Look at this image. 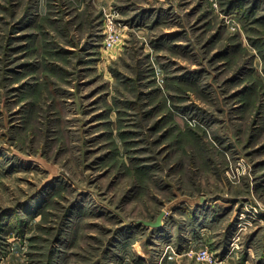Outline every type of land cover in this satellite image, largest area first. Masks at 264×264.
Returning a JSON list of instances; mask_svg holds the SVG:
<instances>
[{
  "label": "rangeland",
  "instance_id": "obj_1",
  "mask_svg": "<svg viewBox=\"0 0 264 264\" xmlns=\"http://www.w3.org/2000/svg\"><path fill=\"white\" fill-rule=\"evenodd\" d=\"M200 248L264 264V0H0V264Z\"/></svg>",
  "mask_w": 264,
  "mask_h": 264
},
{
  "label": "built area",
  "instance_id": "obj_2",
  "mask_svg": "<svg viewBox=\"0 0 264 264\" xmlns=\"http://www.w3.org/2000/svg\"><path fill=\"white\" fill-rule=\"evenodd\" d=\"M197 255L200 259L209 262L210 264H217V259H212V256L208 254L206 248H200Z\"/></svg>",
  "mask_w": 264,
  "mask_h": 264
},
{
  "label": "water",
  "instance_id": "obj_3",
  "mask_svg": "<svg viewBox=\"0 0 264 264\" xmlns=\"http://www.w3.org/2000/svg\"><path fill=\"white\" fill-rule=\"evenodd\" d=\"M163 215H164V211H162V212L157 216V218H156L154 221L142 220V221H140V222H142L143 224L148 225V226H153V227L160 226V225H161V222H162V217H163Z\"/></svg>",
  "mask_w": 264,
  "mask_h": 264
}]
</instances>
